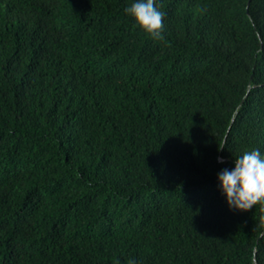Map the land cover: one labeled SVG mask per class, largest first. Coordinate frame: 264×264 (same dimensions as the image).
I'll use <instances>...</instances> for the list:
<instances>
[{"label":"trees","instance_id":"16d2710c","mask_svg":"<svg viewBox=\"0 0 264 264\" xmlns=\"http://www.w3.org/2000/svg\"><path fill=\"white\" fill-rule=\"evenodd\" d=\"M0 0V264H264V0Z\"/></svg>","mask_w":264,"mask_h":264},{"label":"clouds","instance_id":"9594fccd","mask_svg":"<svg viewBox=\"0 0 264 264\" xmlns=\"http://www.w3.org/2000/svg\"><path fill=\"white\" fill-rule=\"evenodd\" d=\"M125 12L151 38L163 39V17L156 0H133ZM232 168L217 174L219 189L230 209L248 210L259 204L264 208V153L260 149L243 152Z\"/></svg>","mask_w":264,"mask_h":264}]
</instances>
